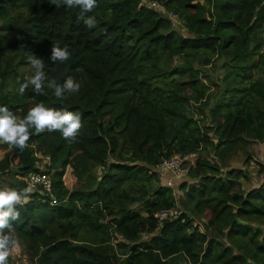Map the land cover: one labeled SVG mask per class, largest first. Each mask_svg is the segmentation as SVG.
I'll return each mask as SVG.
<instances>
[{"label": "trees", "instance_id": "1", "mask_svg": "<svg viewBox=\"0 0 264 264\" xmlns=\"http://www.w3.org/2000/svg\"><path fill=\"white\" fill-rule=\"evenodd\" d=\"M156 1L179 16L190 37L140 0H97L89 13L63 0H0V19L13 33L3 50L27 48L24 56L29 51L44 60L48 79L63 84L71 76L81 84L66 99L48 88L37 94L29 87L21 96L18 82L26 75L0 59V106L21 117L41 102L81 114L77 142L33 129L23 151L8 147L0 160L2 178L22 180L12 187L18 190L29 173L40 172L36 151L51 159L46 173L58 203L31 194L29 203L17 205L20 219L12 222V236L38 264H170L175 256L189 264H264L260 232L235 220L264 223V183L243 196L242 172L220 173L199 158L178 187L184 205L209 216V234L221 226L220 235L240 252L232 256L231 246L209 239L187 215L159 223L155 215L174 209L176 199L174 188L160 185L154 172L175 154L189 157L243 137L264 140L262 112L252 105V99H264V83L253 78L264 55V0ZM87 16L96 17V27L85 25ZM53 45L67 46L70 58L52 62ZM214 57L228 59L223 94L208 110L216 146L194 117V110L205 117L202 108L213 96L195 64H211ZM182 76L187 79L178 81ZM6 85L14 92H5ZM117 236L125 241L116 244L124 259L113 251Z\"/></svg>", "mask_w": 264, "mask_h": 264}, {"label": "rangeland", "instance_id": "2", "mask_svg": "<svg viewBox=\"0 0 264 264\" xmlns=\"http://www.w3.org/2000/svg\"><path fill=\"white\" fill-rule=\"evenodd\" d=\"M14 13V8L10 7L9 9V17H11ZM5 22V21H4ZM0 19V59L1 65H8V69H15L18 74L30 75L31 69L30 65L27 64V56H24L25 52L28 50L27 48H15L12 51H4V45L7 43V38L10 37L13 33L5 27V23ZM7 23V22H6ZM178 34L183 37H190L183 24L174 30ZM5 36V38L3 37ZM260 52H264V49L261 48ZM29 53V51H28ZM226 58H217L214 57L211 59V64L208 65H196L195 68H198L202 74L206 75L205 79L203 76L200 77L201 83L205 84L209 91L207 93L212 94V98L210 100V104L203 107V112H205V117L201 118V114L194 110V117L196 119H201L202 123L207 127L208 137L212 142L213 146L218 145L219 138L218 134L214 131L213 124L210 122V117L208 110L211 106L222 96L224 86L222 83V79L224 78L225 71L227 68L224 67V63L226 62ZM23 62V64L19 67L16 65L19 62ZM181 58H175L174 63H180ZM261 64L257 67L254 72V80L256 82L264 83V55L260 58ZM187 79V76L178 77V81H184ZM9 83V81H8ZM7 83V85H8ZM5 86V92L13 93L11 85ZM264 93V87H263ZM252 105L256 107V112H262V117L264 118V99H252ZM243 140L237 141L235 143H229L225 145H219L218 148L214 149L213 147L208 150L195 154L193 156L184 157L183 167L187 170L189 167H192L194 162L199 158H204L211 165H215L220 170V173H223L227 170H237L242 172L243 175L238 178L239 184H241V190L243 196H246L248 193L259 187L264 183V140L243 137ZM0 160L4 157L5 152L9 147L7 144L0 142ZM34 157L37 159L35 162V166L38 169L47 170L48 164H50V157L48 155H44L41 152L36 151ZM45 157H49V160H46ZM100 168H98L97 172L100 173ZM186 177L181 178L180 180L174 181V190L173 194L175 196V208L172 209L171 215L169 217L170 220L178 219L180 215H187L191 223L197 228L201 233H204L209 239L215 240L217 243H222L225 246L232 247V256L238 255L240 252L230 244V240H227L226 235H220V227L214 228V234H209V229L207 228V224L209 221V216L205 214H200L192 209V207L188 204L184 205V194L181 190H178L179 185L183 182H187ZM164 179V178H163ZM17 179L13 176L9 177H1L0 176V188L4 187H16ZM190 183V182H188ZM160 185L162 183L160 182ZM21 189V188H20ZM19 190V189H18ZM233 212H235V208H233ZM235 220L240 224H245L249 228L254 231H258L261 234V238L264 241V223H258L256 221H245L240 218H235ZM228 228V227H227ZM227 228L223 229V233H226ZM150 236L143 235L142 240L149 239ZM125 241L120 237H115L112 242L113 251L117 257L120 259H124L127 255L123 252V250L119 247H116V244H123ZM172 262L170 264H189V262L183 256H175L171 258ZM253 264L252 261H249ZM9 264H38L37 257H32L31 254L27 253L25 249L19 244V247L12 251L9 257Z\"/></svg>", "mask_w": 264, "mask_h": 264}, {"label": "clouds", "instance_id": "3", "mask_svg": "<svg viewBox=\"0 0 264 264\" xmlns=\"http://www.w3.org/2000/svg\"><path fill=\"white\" fill-rule=\"evenodd\" d=\"M63 3L69 8L80 9L81 13L92 12L97 6V0H63ZM84 23L91 29L96 27L98 21L95 16H87ZM70 56L67 46L53 45L49 59L54 63H63ZM26 59L30 65L31 74L25 76L23 82H18V92L21 96L29 87L37 94L42 93L45 88L51 89L58 99H66L67 96L80 91L81 84L71 76L63 84L55 79H48L44 71V60L35 53L29 52ZM82 127L80 113L47 107L43 102L31 107L23 117L15 114L7 106H0V142L20 151L27 147L33 129L35 134L46 131L60 132L63 139L69 143H75ZM33 187L34 185L29 183L27 187L19 190L9 187L0 188V264H9L12 251L19 247L18 240L11 234L12 222L20 219L17 205L22 207L30 202Z\"/></svg>", "mask_w": 264, "mask_h": 264}, {"label": "built area", "instance_id": "4", "mask_svg": "<svg viewBox=\"0 0 264 264\" xmlns=\"http://www.w3.org/2000/svg\"><path fill=\"white\" fill-rule=\"evenodd\" d=\"M140 5L144 8L155 12L159 17L166 19L172 30H177L181 26V20L178 15L167 10L164 5L156 0H140ZM49 160V157H45ZM184 157L178 154L163 158L156 166V173L159 182L167 188H174V181L186 177L187 170L183 167ZM49 165V164H48ZM40 172H31L25 178L26 187L29 183L34 185L31 194H38L41 197H49L50 205H56L58 202L53 197L51 192V180L47 175L46 170L39 169ZM164 178V179H163ZM30 194V195H31ZM172 210L159 211L155 217L159 223L169 219Z\"/></svg>", "mask_w": 264, "mask_h": 264}]
</instances>
